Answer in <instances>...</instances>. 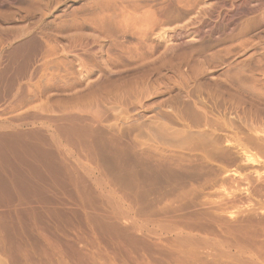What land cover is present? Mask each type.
Returning a JSON list of instances; mask_svg holds the SVG:
<instances>
[{"label":"rangeland","instance_id":"1","mask_svg":"<svg viewBox=\"0 0 264 264\" xmlns=\"http://www.w3.org/2000/svg\"><path fill=\"white\" fill-rule=\"evenodd\" d=\"M251 1L0 0V264H264Z\"/></svg>","mask_w":264,"mask_h":264},{"label":"bare ground","instance_id":"2","mask_svg":"<svg viewBox=\"0 0 264 264\" xmlns=\"http://www.w3.org/2000/svg\"><path fill=\"white\" fill-rule=\"evenodd\" d=\"M242 7H243V5H242ZM148 13H149V12H148ZM236 13H237V12H236ZM215 14H216V13H215ZM236 15H237V14H236ZM147 16L149 17V20L152 21V23L158 22L159 19H160V18L156 15V13H155L154 11H152V10L150 11V13H149ZM216 16H217V15H216ZM213 17H214V16H213ZM217 17H219V16H217ZM222 17H223V16H222ZM149 22H150V21H149ZM218 23H219V21H218ZM220 23H222V22H220ZM150 24H151V23H150ZM213 24H214V23H213ZM225 24H226V23H225ZM225 24H224V23L222 24V27H223V28L226 26ZM247 26H248L247 24L244 25V27H247ZM19 27H20V26H19ZM158 27H159V26H158ZM20 29H21V28H20ZM18 30H19V29H18ZM23 31H24V30H23ZM160 31H161V30H160ZM209 31H210V30H209ZM222 32H223V31H222ZM22 33H23V32H22ZM165 33H166V32H165ZM165 33H164V35H166ZM159 34H160V33H159ZM186 36H187V38H186L187 41H192V40H197V36H198V34H196L195 32H190V33H188V35H186ZM76 37H77V36H76ZM78 37H79V36H78ZM160 38H161V39H164L165 41H169V40H170V38H166L165 36H160ZM80 39H82V37H81V38L79 37V40H80ZM24 45H25V44H24ZM100 48L103 49L102 46H101ZM100 48H99V49H100ZM96 52H97V51H96ZM94 53H95V52H94ZM83 58H84V57H83ZM85 58H86V57H85ZM87 58H88V57H87ZM92 58H94V57H92ZM102 59H103V58H102ZM81 62H82V61H81ZM87 63H88V62H87ZM101 64H103V62H102ZM85 66H86V65H85ZM87 67H88V66H87ZM83 69H84V67H83ZM85 70H86V69H85ZM79 72H80V71H79ZM79 72H78V73H79ZM86 72L88 73V71H86ZM80 91H81V90H80ZM78 93H79V92H78ZM77 95H78V94H77ZM79 98H80V97H79ZM72 99H73V98H72ZM80 100H81V99H80ZM71 103H72V102H71ZM45 106H46V105H45ZM72 106H73V105H72ZM42 108H44V107L42 106ZM45 108H46V107H45ZM72 108H73V107H72ZM75 108H76V107H75ZM69 109H71V108H69ZM39 110H40V109H39ZM77 110H78V109H77ZM41 111H42V109H41ZM46 111H47V110H46ZM42 112H43V111H42ZM47 112H48V111H47ZM37 114H38V113H37ZM72 116H73V115H72ZM71 119H73V118L71 117ZM61 126H63V125H61ZM61 126H60V127H61ZM49 127H50V126H49ZM63 127H64V126H63ZM63 127H61V128H63ZM52 129H53V128H52ZM60 130H61V129H60ZM68 131H69V130H68ZM18 133H20V132H18ZM52 133H53V132H52ZM52 133H51V134H52ZM13 134H14V133H13ZM15 134H16V133H15ZM15 134H14L13 136L8 137V136H9V135H8V136H6V137L8 138V140H9V139L12 140V139H13L12 137H15ZM24 134H25V133H24ZM24 134H23V135H24ZM56 134H57V133H56ZM10 135H11V134H10ZM16 135H19V134H16ZM23 135H22V136H23ZM22 136H21V138L23 139ZM42 136H43V135H42ZM51 136H52V135H51ZM53 136H54V134H53ZM16 137H17V136H16ZM16 137H15V138H16ZM44 137H45V136H44ZM58 137H59V136H58ZM58 137H56V138H58ZM11 138H12V139H11ZM18 138H19V137H18ZM21 138H20V139H21ZM59 138H60V137H59ZM5 139H6V138H4V140H5ZM69 139H70V138H69ZM23 140H24V139H23ZM48 140H50V139H49V136H48ZM57 140H58V139H57ZM70 140H71V139H70ZM5 141H6V140H5ZM15 141L19 142L18 140H14V142H15ZM20 141H22V140H20ZM25 141H26V140H25ZM54 141H55V140H54ZM60 141H61V140H60ZM1 142H2V140H1ZM3 142H4V141H3ZM7 142H8V141H7ZM11 142H12V141H11ZM23 142H24V141H23ZM48 142H49V141H48ZM52 142H53V141H52ZM12 143H13V142H12ZM30 143H32V141H31ZM54 143H56V142H54ZM17 144H18V143H17ZM52 144H53V143H52ZM57 144H58V142H57ZM60 144H62V143H60ZM10 145H11V143H10ZM10 145H9V146H10ZM14 145L16 146V144H14ZM27 145H28V144H27ZM38 145H41V144H38ZM17 146H18V145H17ZM23 146H24V145H23ZM26 147H27V146H26ZM29 147H31V146H29ZM40 147H41V146H40ZM31 148H32V147H31ZM31 148H30V149H31ZM37 148H39V147H37ZM41 149H42V148H41ZM37 150H38V149H37ZM45 151H46V150H45ZM47 152H48V151H47ZM44 153H45V152H44ZM48 153H49V152H48ZM50 153H51V152H50ZM246 158H247V157H246ZM250 159H252V158H250ZM248 160H249V159H248ZM249 161H250V160H249ZM253 161H254V159H253ZM246 192H247V191H246ZM247 194H248V193H247ZM250 197H251V196H250ZM249 202L251 203V201H249ZM250 203H249V204H250ZM250 205H251V204H250ZM255 205H256V207L258 206L257 204H255ZM263 205H264V204H263ZM251 206H252V205H251ZM250 208H251V207H250ZM254 208H255V207H254ZM259 209H260V208L258 207V210H259ZM260 211H261V210H260ZM252 212H254V211H252ZM260 213H261V212H260ZM262 214H263V213H262ZM253 215H254V214H253ZM263 216H264V214H263ZM259 218H260V217H259ZM257 219H258V218H257ZM261 220H262V219H261ZM262 221H263V220H262ZM257 222H258V221H257ZM243 224H244V223H243ZM243 224H242V225H243ZM249 224H250V223H249ZM251 224H252V223H251ZM253 224H255V223H253ZM259 224H261V222H260ZM247 225H248V224H247ZM255 225H256V224H255ZM256 226H257V225H256ZM263 226H264V224H263ZM263 226H262V227H263ZM197 227H199V226H197ZM243 227H244V226H243ZM246 227H247V226H246ZM239 228H240V227H239ZM198 229H200V228H198ZM202 229H203V228H202ZM240 229H241V228H240ZM240 229H239V230H240ZM255 229H256V228H255ZM259 230H260V228H259ZM259 230H257V232H258ZM240 231H242V230H240ZM246 231H247V230H246ZM246 231H244V232L246 233ZM261 231H262V230H261ZM261 231H259V232H261ZM250 232H252V231H250ZM239 234H240V233H239ZM242 234H243V233H242ZM259 234H262V233H259ZM247 235H249V232H248ZM254 235H255V233H254ZM238 236H239V235H238ZM244 236H245V235H244ZM244 236H243V238H244ZM257 236H258V235H257ZM257 236H256V237H257ZM263 236H264V235H263ZM241 237H242V235H241ZM251 237H253V236H251ZM251 237H249V238H251ZM243 238H242V239H243ZM246 238H247V237H246ZM254 238H255V237H254ZM260 238H261V235H260ZM184 239H185V237H184ZM186 239H188V238H186ZM236 239H237V238H236ZM247 239H248V238H247ZM177 240H178V239H177ZM192 240H193V239H192ZM238 240H239V239H238ZM257 240H258V239H256V241H257ZM178 241H179V240H178ZM200 241H201V240H200ZM233 241H234V240H233ZM240 241H243V240H240ZM244 241H247V240L244 239ZM249 241H250V240H249ZM256 241H255L254 239L252 240V242H255L254 245H256V244L259 245L258 243H259L260 241H262V243L264 242L263 240H258L259 242H256ZM183 242H184V241H183ZM252 242H251V243H252ZM191 243H193V242H191ZM205 243H207V242H205ZM234 243L236 244V242H234ZM180 244H181V243H180ZM247 244H248V242H247ZM261 245H262L261 248L263 249V247H264V246H263L264 243L261 244ZM237 246H239V245L237 244ZM250 246H251V245H250ZM251 247H252V246H251ZM253 247H254V246H253ZM253 247H252V248H253ZM259 247H260V246H259ZM259 247L256 246V249H257V248L259 249ZM242 248H243V247H242ZM244 248H245V247H244ZM258 249H257V250H258ZM259 250H261V249H259ZM253 251H254V250H253ZM256 252H258V251H256ZM261 252H264V249H263ZM261 252H258V253H261ZM155 253H157V252H155ZM162 253H163V252H162ZM163 254H164V253H163ZM262 254H263V253H262ZM127 255H128V254H127ZM129 255H130V254H129ZM129 255H128V257H130ZM252 255H253V254H252ZM259 255H260V254H259ZM131 256H132V255H131ZM141 256H142V255H141ZM165 256H166V254H165ZM260 256H261V255H260ZM89 257H91V258L93 257V258H94L93 255H92V256H89ZM100 257H102V255H101ZM156 258H157V257H156ZM243 258H244V257H243ZM252 258H254V257H252ZM256 258H257V256H256ZM158 259H159V258H158ZM249 259H250V258H249ZM261 259H262V258H261ZM261 259H260V261H261ZM0 260H1V258H0ZM151 260H152V259H151ZM153 260H154V259H153ZM153 260H152V261H153ZM103 261H104V259H103ZM103 261L100 262V263H103ZM239 261H240V260H239ZM239 261H238V262H239ZM257 261H258V260H257ZM2 262H3V261H2ZM90 262H91V261H90ZM98 262H99V261L96 262V258H94L93 261H92L91 263H92V264H93V263H94V264H98ZM153 262H154V261H153ZM155 262H156V260H155ZM249 262H250V261H249ZM262 262H264V260H263ZM3 263H4V262H3ZM104 263H105V262H104ZM124 263H125V262H124ZM140 263H141V262H140ZM157 263H158V262H157ZM20 264H21V263H20ZM105 264H106V263H105ZM142 264H143V263H142ZM153 264H154V263H153ZM241 264H242V263H241ZM254 264H255V263H254ZM257 264H258V263H257ZM260 264H261V262H260Z\"/></svg>","mask_w":264,"mask_h":264},{"label":"flooded vegetation","instance_id":"3","mask_svg":"<svg viewBox=\"0 0 264 264\" xmlns=\"http://www.w3.org/2000/svg\"><path fill=\"white\" fill-rule=\"evenodd\" d=\"M213 3H215V2H212V4ZM228 5H232V3H230L229 0H225L224 7L222 9H220L219 12L217 13V16H219V17L212 19V21L216 23L213 27L214 29L217 28V24H218L217 22L218 21L220 22V16H221L222 12L224 10H233L234 9V7L229 8ZM236 12H237L236 13L237 15H236L235 20L237 22L244 20V18H242L244 16H251L252 17V16L263 15L264 14V0H253L250 3L243 5V7L240 6L239 8H237ZM240 18H242V19H240ZM198 22L199 23L196 24L194 27L199 26L201 24L202 20H198ZM222 24L223 23H220L219 29L223 32L220 36H216L220 39L216 43H213L214 45H219V46L227 45L226 41L224 40V38L226 37V33H225V29L222 27ZM205 37L209 38L211 36L208 34V35H205Z\"/></svg>","mask_w":264,"mask_h":264}]
</instances>
